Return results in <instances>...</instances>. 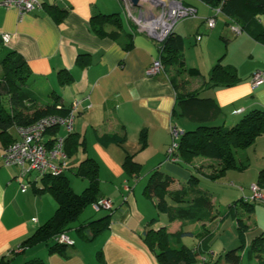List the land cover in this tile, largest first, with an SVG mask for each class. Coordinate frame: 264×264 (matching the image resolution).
Here are the masks:
<instances>
[{
  "label": "crops",
  "instance_id": "obj_1",
  "mask_svg": "<svg viewBox=\"0 0 264 264\" xmlns=\"http://www.w3.org/2000/svg\"><path fill=\"white\" fill-rule=\"evenodd\" d=\"M40 1L41 7L24 15L16 8L0 4V37L4 33L11 35L7 46L26 59L31 70L32 87L41 96L42 103L47 102L44 97L51 91L59 94L67 106L75 101L80 102L73 133L80 142L86 143V149L79 146L69 158L67 170L72 171L87 157L95 158L100 164L101 195L113 200L114 209L101 214L99 218L112 215L110 226L92 240L82 238L78 230L90 220L99 218H95L94 212L86 214L83 219L79 217L78 223L70 228L76 231L77 238L66 232L74 241V244L64 249L67 258L59 253H51L43 243L46 249L39 251L38 258L43 259L45 264H159L145 242L149 230L166 226L169 232H176L182 227L187 231L198 232L203 224L187 223L183 226L181 221L171 222L165 213L170 222L168 224L158 217L162 212L157 209V199L147 196L145 187L140 192L142 184L148 182L156 168L175 178L171 190L181 189L193 174L200 176L201 184L202 179L212 180L208 175L213 171L214 159L202 156L189 162L167 159L172 142L170 127L176 125L183 130H192L196 123L183 116H172L176 106V91L169 78L171 70L166 71L164 67V71L157 75H147L152 62L161 60L160 44L152 36L138 30L124 0ZM183 2L194 6L197 15L180 20L174 31L184 39L182 32L194 31V44L199 45L196 51L202 59L201 62H188L186 56V66L198 68L201 72V76L194 80L188 78L187 90H198L201 96L212 97L221 106L223 113L212 124L231 126L252 109L264 110V82L258 86H253L251 82L256 71L264 72V44L246 33H241L239 41L227 38L219 43L210 41V38L204 39L202 31L215 29L218 26L217 17L215 26L210 28L207 19L214 14L208 5L202 1V7L188 0ZM54 6L66 9L67 13L61 17ZM117 12L122 16L124 32L132 33L129 49L124 48L128 38L125 41L123 37L114 38L109 34L101 36L91 27L92 16ZM124 12L126 15L122 14ZM224 18L233 36H239L227 22L228 18ZM198 35L200 39H197ZM183 42L185 51L186 41ZM220 60L237 70L239 81L229 87H207L204 83L209 81L212 67ZM63 69L71 75V81L67 84L59 80V73ZM143 130L147 131L148 146L142 150L139 139ZM11 133L14 139L19 138L16 127L12 128ZM55 133L66 135L63 127ZM114 134L126 136L123 146L116 143L106 145L99 139ZM47 135L49 139L54 137L53 132ZM0 149L1 162L4 164L5 146L1 139ZM127 152L133 154L142 165L139 177L128 175L122 166ZM238 155V163L245 167L228 170L222 177L238 183V188L230 186V193L220 198L216 190L200 186L211 193L216 207L222 211L228 207L221 209L217 201L220 203V199H223L229 206L243 197L249 198L252 190L248 186L259 183L260 171L264 168V134L252 146L240 150ZM6 166L0 168V258L15 253L22 255L41 245L27 248L21 253L23 241L51 218L58 207L49 192L38 193L37 189L43 188L41 177L35 173L22 177L21 166ZM132 178L138 179L136 184L132 183ZM71 184L75 192L79 191L77 189H83V192L88 186L84 181L77 185L71 181ZM23 185L27 186L26 191L22 190ZM260 186L264 192V184ZM93 208L99 211L94 205ZM253 217L256 226L246 233L241 264H258L256 258L249 257L248 249L253 239L264 232V204H257ZM206 225L213 230L214 236L209 242L210 250L201 256L199 263L215 264L225 251L237 247L241 241L236 221L230 217L224 220L218 218ZM195 240L193 246L198 244ZM215 240L222 241L221 252L214 249ZM19 255L12 264L17 263ZM216 264L230 263L222 260Z\"/></svg>",
  "mask_w": 264,
  "mask_h": 264
},
{
  "label": "trees",
  "instance_id": "obj_2",
  "mask_svg": "<svg viewBox=\"0 0 264 264\" xmlns=\"http://www.w3.org/2000/svg\"><path fill=\"white\" fill-rule=\"evenodd\" d=\"M200 1L208 5L215 13L216 9L220 8V13L228 18L227 22L230 26L238 24L242 33L264 44V0ZM53 8L56 11L59 10L58 15L61 17L67 13L66 9L58 6ZM217 15L214 16L217 17ZM90 23L96 34L101 36L109 34L114 38L123 37L125 41L128 38L124 48L129 49L131 46L132 33L124 32L120 13H100L92 16ZM183 41H185L184 38L174 31L160 45L162 64L166 71H172L169 78L176 91V106L172 116H183L198 124L195 129L184 130L176 156L184 162H189L198 156L214 159L213 171L208 176L212 180H218L225 176L228 170L245 167L244 164L238 163L237 154L240 150L252 146L256 139L264 134V110L252 109L231 126L212 124L223 110L214 98L201 96L198 90H187L188 78L200 77L201 72L198 68L186 66ZM59 78L62 84L71 81V75L66 69L60 71ZM238 81L237 70L224 65L220 60L212 67L209 81L204 84L210 88L229 87ZM32 85L31 70L26 59L16 50L7 48L0 37V139L5 148L16 140L11 133L13 127L28 125L53 113L66 115L70 109L71 105H65L61 101V96L55 91L49 93L51 98L49 101L42 103L41 96ZM99 139L106 145L116 143L123 146L126 136L104 135ZM139 140L141 149H145L148 146L146 130L141 132ZM52 142L53 140L49 142V145ZM80 145L86 149V143L80 142L75 133L67 136L65 148L68 158L75 154ZM122 166L128 175L139 177L142 172V165L135 160L133 154L128 152ZM72 171L88 181V186L82 193L74 191L71 179L65 172L59 175L47 173L41 177L43 188H38V193L49 192L55 198L58 207L51 218L23 241L21 253H24L27 248L43 243L51 253H59L67 258L64 249L68 245L58 240L59 235L68 232L71 224L79 219L86 207L103 197L100 190V164L95 158L87 157ZM174 182L175 178L172 175L156 168L149 177L144 193L157 199L158 211L168 214L171 222L178 220L183 226L187 223H202L203 227L198 232L187 231L183 227L176 232H169L166 226L149 230L146 233L145 242L157 262L159 264H196L201 256L210 250L209 242L214 236L213 230L208 228L206 223H213L218 218L224 220L230 217L236 221L241 242L237 247L225 251L215 264L222 260L230 264H241L246 233L256 226L253 217L255 208L257 204L264 203L243 197L232 202L227 210L222 211L216 207L211 193L200 187L199 175H191L186 184L178 190L170 189ZM259 184H264V168L260 171ZM111 218L112 215L108 214L102 218L90 220L86 225H82L78 232L85 240H92L109 228ZM188 235L197 239L196 246H189L183 242L184 237ZM17 255L19 253L10 257L2 256L0 264H12ZM248 255L250 258H256L258 264H264V232L253 239ZM20 264H45V262L37 257Z\"/></svg>",
  "mask_w": 264,
  "mask_h": 264
},
{
  "label": "built area",
  "instance_id": "obj_3",
  "mask_svg": "<svg viewBox=\"0 0 264 264\" xmlns=\"http://www.w3.org/2000/svg\"><path fill=\"white\" fill-rule=\"evenodd\" d=\"M124 1L129 10V15L138 30L155 38L160 45L174 32L176 24L180 20L197 15V9L192 5L185 4L183 0H139V4L135 6L132 5L130 0ZM0 4L8 8L18 9L21 15L41 7L40 0H2ZM220 11V8H217L216 14H219ZM207 23L210 28L214 27L216 16L209 17ZM231 28L237 34L242 33L241 27L236 23L232 24ZM200 38L201 36L198 35L197 39ZM10 40V34L4 33L2 35L4 45H8ZM162 71H164V65L160 59H156L150 65L147 75L154 76ZM251 82L253 86L263 83L264 72L256 71L252 76ZM79 105L80 102H73L66 115L53 113L43 116L28 125L17 126L19 138L4 149V164L21 166L22 177H26L31 173H35L39 177L47 173L54 175L64 173L69 165L65 142L67 136L74 132L75 118ZM60 127L65 129L66 135H57L55 133ZM50 132H54V137L49 139L47 134ZM170 132L172 142L168 148V159L177 162L179 158L176 153L180 147V138L183 136L184 130L173 125L170 127ZM51 140L53 142L49 145ZM22 187V190L26 191L27 186L23 185ZM251 188L253 194L249 199L264 203V192H262L258 184L251 186ZM93 205L97 210L108 209L113 211L114 209V202L109 197H101ZM58 240L67 245L74 244V241L66 232L60 234Z\"/></svg>",
  "mask_w": 264,
  "mask_h": 264
},
{
  "label": "rangeland",
  "instance_id": "obj_4",
  "mask_svg": "<svg viewBox=\"0 0 264 264\" xmlns=\"http://www.w3.org/2000/svg\"><path fill=\"white\" fill-rule=\"evenodd\" d=\"M188 1L189 2H193L194 4H196V6H199V7L203 6V3L198 1V0H188ZM122 11H124V7L123 6H122ZM122 14L124 15L125 12L122 13ZM213 14L216 15V13L214 11H213ZM224 17H225L224 14L219 13L217 15L218 26L215 29L202 31V33L204 34V39L210 38V41H219V43H221V41H225V39H227V38L230 39V41H239L238 37H240L242 34H240L239 36H236V37L233 36V34L230 31L229 27L224 22V19H225ZM175 29H176V27H175ZM181 34H183L185 36L184 40L186 41V49L184 51L185 60H186V56H187L188 62H192V61H195V60H196V62H201L202 61L201 56L196 51V49L199 47V45L198 44L197 45L194 44V41H196V36H195L194 31H191V32L188 31L186 33L182 32ZM5 46L7 48H9L7 45H5ZM191 78L193 80L195 79V77H191ZM44 99L46 101H49L51 98L48 95V96H45ZM197 126H198V124L196 123V127ZM47 137H48V135H47ZM0 157H1V149H0ZM201 158H205V157L202 156ZM237 160H238V162H240V157H239L238 154H237ZM179 164H181L182 166H185L181 162ZM6 167H8V166L2 164L1 158H0V168H6ZM66 173H67V175H69V177H70V179H71L73 184L77 185V183L79 184L81 181H84L85 183H88V181L86 179H83V178L75 175L73 171L67 170ZM137 181H138V179L132 178V183L136 184ZM146 184H147V181L142 184L140 192H143V189L146 186ZM256 184H258V183H253L251 186L256 185ZM200 186H202L203 188H208L211 191L216 190L217 196L218 197L220 196V198H221V197H225V194L230 193V191H231L230 190L231 189L230 186H234V188H238L239 184L234 182V181H231V179H228V178L225 177V178H222V179H220L218 181L202 179V182H201ZM251 186L249 185L248 187H251ZM77 190H79V191H76V192L80 193V192H82L83 189L82 190L77 189ZM251 190H252V188H251ZM252 194H253V190H252ZM220 200L222 201L220 203H219V201H217L218 207H220L221 209L227 208L228 206L226 205V203H224L223 199H220ZM227 204L229 205L230 203H227ZM90 212H94L95 213V215H94L95 218H99L101 216V214L103 215V214H105L107 212H110V210L101 209L99 211H96L93 208V205H89L88 207H86V209L81 214L80 219H83V217L86 214H89ZM158 217L161 218L162 220H164L165 222H168V224L170 223L168 221V217H167V215L165 213L159 214ZM77 223H78V221L73 222L71 226L74 227V225H76ZM194 227L195 226H193V228ZM68 233H71V234L75 235V237L77 238V233H76V231L74 229L68 231ZM229 237H230V233L227 235V239ZM195 242H196V240L192 236L184 237V243H186V244H188L190 246H193L195 244ZM221 242L222 241L215 240V243H214V247H215L214 249H216L218 252L222 251ZM42 249H46L45 245L41 244V245H39L37 247L29 249L26 253H24L22 255H19V260H17L16 264H20L21 262H23L25 260L33 259L34 257H39L40 254H38V253H40L39 251H41ZM246 262H247V260L245 259L244 263H246ZM196 264H200V263L197 262ZM250 264H252V262Z\"/></svg>",
  "mask_w": 264,
  "mask_h": 264
},
{
  "label": "water",
  "instance_id": "obj_5",
  "mask_svg": "<svg viewBox=\"0 0 264 264\" xmlns=\"http://www.w3.org/2000/svg\"><path fill=\"white\" fill-rule=\"evenodd\" d=\"M130 2L132 3V5H138L139 4V0H130Z\"/></svg>",
  "mask_w": 264,
  "mask_h": 264
}]
</instances>
